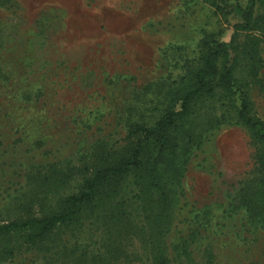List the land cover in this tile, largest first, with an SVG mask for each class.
Instances as JSON below:
<instances>
[{"label": "rangeland", "instance_id": "1", "mask_svg": "<svg viewBox=\"0 0 264 264\" xmlns=\"http://www.w3.org/2000/svg\"><path fill=\"white\" fill-rule=\"evenodd\" d=\"M246 6L0 0V221L49 212L105 153L124 154L136 140L129 127L157 120L169 90L183 87L199 62L202 39L229 42ZM258 35V75L247 77L241 63L234 76L264 121V25ZM231 97L217 91L177 127L181 145L192 127L195 138L172 211L157 208L151 218L126 178L111 199L40 241L0 239V264H264V221L252 222L242 203L261 145L238 122ZM107 226L122 234L111 239L119 238L117 255Z\"/></svg>", "mask_w": 264, "mask_h": 264}, {"label": "trees", "instance_id": "2", "mask_svg": "<svg viewBox=\"0 0 264 264\" xmlns=\"http://www.w3.org/2000/svg\"><path fill=\"white\" fill-rule=\"evenodd\" d=\"M211 4L216 9L221 8L217 1ZM263 25L264 0H247V6L240 7L239 20L233 24L229 42L215 38L202 39L199 62L182 78L185 82L183 87L176 82L177 86L169 90L167 104L157 120L152 125L133 123L129 127L128 137L135 136L136 140L124 154L109 159L110 154L105 153L97 165L82 172L78 190L58 198L55 207L49 212L0 221V239L8 240L12 235L20 234L25 243L40 241L55 227L77 221L93 205L111 199L126 178L134 180L138 197L146 205L143 209H149L151 218L157 208L171 210L174 201L177 202V190L183 196L181 183L186 151L188 144L194 142L195 138V128L192 127L183 133L181 145L176 136L177 127L190 118L195 105L201 100L212 98L217 91L226 100V97L231 96L237 99L238 122L261 145L258 176L242 197V203L252 222L264 221V121L251 114L249 97L244 86L242 89L234 76L235 68L241 63L246 66L247 77L258 75L261 61V39L258 32L263 29ZM129 225L126 224L127 227ZM113 228L107 226L110 240L107 242L113 246L112 252L117 255L121 245H116L115 240L119 241V238L111 239L114 236L122 238V234L117 229L113 233ZM109 255L113 256L112 253Z\"/></svg>", "mask_w": 264, "mask_h": 264}]
</instances>
